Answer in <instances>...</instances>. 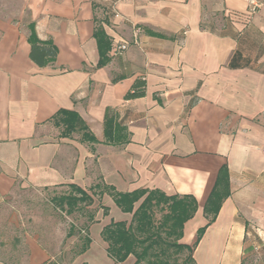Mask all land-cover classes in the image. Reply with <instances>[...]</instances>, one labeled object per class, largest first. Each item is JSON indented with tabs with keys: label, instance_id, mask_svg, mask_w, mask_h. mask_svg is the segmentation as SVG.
I'll use <instances>...</instances> for the list:
<instances>
[{
	"label": "crops",
	"instance_id": "crops-1",
	"mask_svg": "<svg viewBox=\"0 0 264 264\" xmlns=\"http://www.w3.org/2000/svg\"><path fill=\"white\" fill-rule=\"evenodd\" d=\"M257 1L253 11L248 0H0V203L25 185L189 194L197 208L178 242L191 245L224 167L227 195L193 258L242 264L264 253V0ZM97 29L108 40L102 66ZM32 41L51 45L55 57L40 66L29 55ZM122 41L127 48L116 53ZM139 77L144 95L125 98ZM59 110L75 112L95 141L78 129L62 136L53 121ZM98 200L108 209L99 206V236L110 220H130L108 189ZM28 247L27 257L0 264L51 260Z\"/></svg>",
	"mask_w": 264,
	"mask_h": 264
},
{
	"label": "trees",
	"instance_id": "trees-1",
	"mask_svg": "<svg viewBox=\"0 0 264 264\" xmlns=\"http://www.w3.org/2000/svg\"><path fill=\"white\" fill-rule=\"evenodd\" d=\"M94 36L99 49L97 66H102L108 61L105 54V50L108 48V40L100 29L94 32ZM102 45L105 47L104 50H102ZM55 54V49L51 45L31 42L29 55L40 66L45 64L46 57H55ZM144 93L145 81L139 77L134 80L131 88L125 94V98L140 97ZM53 121L57 125H62V136H68L78 129L83 131L81 139L95 141L94 136L87 135L84 131L85 126L75 112L59 110L53 116ZM224 171V167L220 169L215 185L203 206V214L207 218V223L198 228L195 241L191 245L178 242L182 236L184 223L193 216L197 208L195 198L189 194L166 195L157 189H137L119 193L100 183L94 184L88 193L75 184H68L66 191L52 195L50 201L62 214L73 217L93 203V196L100 199L103 191L108 189L114 203L122 211L131 213L128 222L110 220L101 228L100 237L106 245V254L112 259L113 264H121L129 256L134 258L132 264H170L171 250L173 252H186L182 264H197L193 258L194 247L201 238L205 227L214 219L222 199L227 195L225 189L220 187L222 177L220 174ZM138 201L139 203L135 207L134 205ZM99 206L103 213L107 214V207L103 206L100 201ZM155 210L161 212L158 219L155 218ZM87 212L88 222H92L94 213ZM79 230L83 231V234L79 236L80 241L75 250L76 255L84 253L91 243L88 225H83ZM77 232L79 233L76 225L70 222L65 236L71 237Z\"/></svg>",
	"mask_w": 264,
	"mask_h": 264
},
{
	"label": "rangeland",
	"instance_id": "rangeland-1",
	"mask_svg": "<svg viewBox=\"0 0 264 264\" xmlns=\"http://www.w3.org/2000/svg\"><path fill=\"white\" fill-rule=\"evenodd\" d=\"M66 189L65 185L49 187L19 186L0 203V259L12 262L17 255L29 254L28 244H34L41 249L51 260H41L39 264H104L108 260L105 255V243L99 236V224L102 210L99 209V200L94 196L93 203L84 208L81 213L71 216L62 214L50 201L53 193ZM87 211L94 213V220L88 222ZM161 215L155 210V218ZM96 218V219H95ZM70 222H73L79 233L66 237ZM88 225L91 243L87 251L76 255L75 250L80 241L79 230ZM96 245V246H95ZM87 253L93 258L87 257ZM186 252L170 251V264H182ZM44 256V255H43ZM49 260V259H48ZM134 258L129 256L122 264H132ZM111 262V261H109ZM108 264V263H106ZM112 264V262L110 263ZM189 264V263H188ZM242 264H264V253L252 254L242 260Z\"/></svg>",
	"mask_w": 264,
	"mask_h": 264
},
{
	"label": "built area",
	"instance_id": "built-area-1",
	"mask_svg": "<svg viewBox=\"0 0 264 264\" xmlns=\"http://www.w3.org/2000/svg\"><path fill=\"white\" fill-rule=\"evenodd\" d=\"M249 4L251 5V10H255L257 7H259V2L257 0H248ZM138 31V29L136 30ZM127 48V43L122 41L116 44L115 51L116 53H121ZM262 154L264 155V147L261 150Z\"/></svg>",
	"mask_w": 264,
	"mask_h": 264
}]
</instances>
